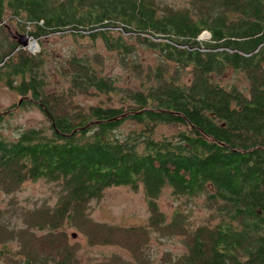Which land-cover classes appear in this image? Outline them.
Listing matches in <instances>:
<instances>
[{
    "label": "trees",
    "instance_id": "1",
    "mask_svg": "<svg viewBox=\"0 0 264 264\" xmlns=\"http://www.w3.org/2000/svg\"><path fill=\"white\" fill-rule=\"evenodd\" d=\"M13 20L17 37L7 32ZM130 30L155 54L154 65L126 44L122 32ZM0 32V83L22 99L0 112V193L37 181L60 189L56 204L39 210L47 232L34 243L27 228L7 235L0 211V264H73L52 228L90 225L87 204L120 186L143 189L149 227L160 238L183 237L185 251L160 264H264V0H188L184 8L156 0H0ZM64 32L100 41L137 85L107 75L98 55H72L57 70L67 88L45 91L46 52L30 54L22 40ZM204 32L209 42L198 40ZM230 74L245 84L228 83ZM78 94L120 102L84 107L73 100ZM26 106L46 124L11 126L10 111ZM162 125L177 130L158 136ZM165 188L201 199L206 217L191 225V208L180 206L165 223L156 203Z\"/></svg>",
    "mask_w": 264,
    "mask_h": 264
},
{
    "label": "rangeland",
    "instance_id": "2",
    "mask_svg": "<svg viewBox=\"0 0 264 264\" xmlns=\"http://www.w3.org/2000/svg\"><path fill=\"white\" fill-rule=\"evenodd\" d=\"M158 4H167L174 8H184L188 6V0H156ZM6 12L4 17L10 16ZM19 29L17 23L13 20L7 29V32L13 37H17ZM31 27V25H30ZM104 28H98L102 30ZM107 29V28H105ZM89 29L79 28V31L88 34ZM129 34L122 32L124 41L132 45L139 53V61L145 66H152L156 63V56L152 51L144 48L135 38L133 30ZM111 32L116 36L121 32L120 28L112 27ZM72 33H54L41 39L30 38L27 41V50L30 54H38L42 49L46 55L43 56V65L39 69L40 74H44L43 80L46 83L44 90L53 92L62 88H67L64 76L57 71L60 69L66 59L72 55L93 57L98 55L102 59V67L107 75L117 77L122 85H137V82L130 81L127 73L123 70L118 56L108 52L100 41H92L88 37L79 38L72 36ZM0 35H6L1 33ZM137 37V36H136ZM210 36L204 32L199 37L200 42H209ZM153 41H157L154 40ZM35 48H31V45ZM239 75H229L228 83L245 84ZM131 82V83H129ZM29 100L31 94H28ZM21 97L9 90L4 83H0V112H3L13 105L20 104ZM74 102L84 107L94 105H104L107 107H118V98L114 95H93L82 96L78 94L73 97ZM11 117L7 120L15 129L18 127H38L46 124V117L36 106H26L11 110ZM177 130L172 126H159L158 136L171 135ZM4 136L12 138V133L7 131ZM60 189L55 183L46 181L26 182L17 190L11 193H0V211L3 212V223L7 226V235L22 234L23 230L26 236L34 243L36 235L41 232H47V227L40 230L41 222L38 218L43 213L39 210L48 211V207L56 204ZM160 210L165 215V223H169L175 211L184 206L191 208L189 213V222L194 225L202 218H205L207 211L202 208V200H195L193 203L186 201L182 197H176L169 188L163 189L156 200ZM86 215L91 222L90 225H74L71 222L64 223L59 229L52 228L59 236H64L65 243L73 253V264H160L172 259L185 251L183 237L173 236L170 239L160 238L158 229L149 227V208L142 188L136 190L130 187L120 186L112 187L104 191L99 199L91 200L86 207ZM45 220V219H43ZM51 224L46 226L51 227ZM94 225L106 228H119L115 236L113 231L104 229L96 230ZM93 228V229H92ZM135 228H138L136 231ZM33 232V238L29 234ZM122 232H133L132 234ZM143 232V233H142ZM172 232V231H167ZM142 233V234H141ZM72 235H75L74 237ZM102 236H106L104 239ZM108 237H111L109 239ZM9 241V240H7ZM11 250L16 247L10 244ZM16 253L11 255L10 261L16 259Z\"/></svg>",
    "mask_w": 264,
    "mask_h": 264
},
{
    "label": "water",
    "instance_id": "3",
    "mask_svg": "<svg viewBox=\"0 0 264 264\" xmlns=\"http://www.w3.org/2000/svg\"><path fill=\"white\" fill-rule=\"evenodd\" d=\"M22 41H23V42H22V46H23V47H26V46H27L26 40L23 39ZM72 236L74 237L75 235H72Z\"/></svg>",
    "mask_w": 264,
    "mask_h": 264
},
{
    "label": "bare ground",
    "instance_id": "4",
    "mask_svg": "<svg viewBox=\"0 0 264 264\" xmlns=\"http://www.w3.org/2000/svg\"><path fill=\"white\" fill-rule=\"evenodd\" d=\"M31 48H35V46H33V44L31 45Z\"/></svg>",
    "mask_w": 264,
    "mask_h": 264
},
{
    "label": "built area",
    "instance_id": "5",
    "mask_svg": "<svg viewBox=\"0 0 264 264\" xmlns=\"http://www.w3.org/2000/svg\"><path fill=\"white\" fill-rule=\"evenodd\" d=\"M27 40V39H26ZM27 41H31L30 39H28Z\"/></svg>",
    "mask_w": 264,
    "mask_h": 264
}]
</instances>
